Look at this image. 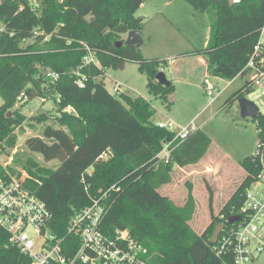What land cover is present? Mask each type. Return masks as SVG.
<instances>
[{
  "label": "trees",
  "instance_id": "obj_1",
  "mask_svg": "<svg viewBox=\"0 0 264 264\" xmlns=\"http://www.w3.org/2000/svg\"><path fill=\"white\" fill-rule=\"evenodd\" d=\"M144 1L0 0V156H10L20 139L17 128L27 121L15 108L18 97L24 93L27 101L51 98L61 111L57 125H47L43 136H30L25 144L47 161L59 160V165L52 169L31 159L28 175H18L51 211L49 228L73 264L86 263L75 259L81 240L69 232L70 221L106 191L104 227L110 233L128 230L147 247L151 264H231L230 255L218 253L219 240L213 243L212 233L219 222L226 223L224 232L233 226L227 219L242 213L245 191L260 170L257 156L241 162L246 177L219 215L213 214L210 227L198 234L189 224L195 211L192 195L178 206L159 189L172 181L174 165L199 163L213 143L211 137L197 127L185 139L174 142L168 161L162 159L159 153L174 138V132L153 121L156 109L150 101L127 89L117 97L105 82L107 68L135 61L147 74L148 88L155 96L167 100L175 92L172 80L166 86L156 79L169 65L167 59H149L133 45L116 44L129 31L142 30L143 20L136 13ZM188 1L210 18L207 45L189 54L203 56L214 76L233 80L239 74L248 75L245 68L264 26V0H239L233 5L229 0ZM27 40L33 42L24 45ZM85 45L96 53L100 66L84 64ZM81 74L88 77L84 87L77 83ZM253 89L248 79L227 102L246 97ZM68 106L75 113L65 110ZM47 118L40 115L33 120ZM255 120L261 148L264 113L260 111ZM30 126L35 127L33 123ZM13 175H17L14 166L0 160V179ZM113 186L116 188L111 189ZM189 187L192 191L193 185ZM212 200L211 195V204ZM0 264H31L28 255L9 243V232L1 225Z\"/></svg>",
  "mask_w": 264,
  "mask_h": 264
},
{
  "label": "rangeland",
  "instance_id": "obj_2",
  "mask_svg": "<svg viewBox=\"0 0 264 264\" xmlns=\"http://www.w3.org/2000/svg\"><path fill=\"white\" fill-rule=\"evenodd\" d=\"M39 1L32 0L34 3ZM156 12L160 15L156 16ZM136 16L138 19L147 16L142 19V34L146 38L142 53L149 59L165 58L169 61V65L162 69L175 84L176 98L173 101L168 98L163 100L150 92L148 76L135 61L125 62L124 68H107L105 82L117 97L115 83L120 84L122 90L127 89L132 95L150 101L156 109L153 121L171 120L176 127L193 123L211 137L213 143L205 157L194 165L182 168L174 165L171 170L172 181L159 189L178 206L184 205L192 195L195 211L189 224L195 232L202 234L210 227L213 214L219 215L220 208L246 177L247 172L241 162L258 151V121L242 117L239 99L227 102L244 86L249 76L239 74L233 80L214 76L203 56L189 54L207 45L210 18L206 11L194 8L188 0H145ZM32 42L27 40L24 45ZM206 77L223 89L212 103L204 88ZM246 97L254 101L264 113V89L254 87L253 92ZM2 104L0 97V106ZM15 108L27 116V121L17 128V132L21 133L17 146L10 156H0V160L11 162L17 174L28 175L31 159L42 166L56 169L59 160H45L40 152L30 150L25 141L30 136H43L47 125H57L60 107L51 98L36 97L18 102ZM65 110L68 111V107ZM69 111L75 113L74 109ZM40 115L47 116V120H33V117ZM30 123L35 127H31ZM189 184L193 185L192 191ZM28 232L33 234L31 229Z\"/></svg>",
  "mask_w": 264,
  "mask_h": 264
},
{
  "label": "built area",
  "instance_id": "obj_3",
  "mask_svg": "<svg viewBox=\"0 0 264 264\" xmlns=\"http://www.w3.org/2000/svg\"><path fill=\"white\" fill-rule=\"evenodd\" d=\"M86 47L83 62L86 65L100 66L96 53ZM264 26L259 43L246 71L252 86L264 89ZM55 77L56 73H52ZM87 75L81 74L77 79L79 86L84 87ZM204 88L210 102H214L222 93V87L209 77L204 80ZM121 85L115 83L114 92L120 94ZM23 93L18 97L20 102L27 101ZM68 109H73L68 106ZM160 127L174 132V138L165 143L159 156L168 161L172 145L178 139H185L197 127L191 123L186 126H175L171 120L156 121ZM257 156L260 170L245 191L241 221L221 232L218 238V253L230 255L231 264H264V142L258 148ZM11 162H5L6 165ZM113 186L111 189H115ZM109 191L102 193L93 203L77 212L70 221L69 232L77 234L81 246L75 259L86 264H151V255L147 247L131 236L128 230L117 229L113 233L104 227V217L108 209ZM52 213L46 203L32 193L23 184L22 179L13 175L10 179H0V225L9 232V243L17 245L23 253L31 258V264H73V258H67L61 240L53 233L49 224ZM224 215H222L223 217ZM33 234H29V230ZM224 229V228H223Z\"/></svg>",
  "mask_w": 264,
  "mask_h": 264
},
{
  "label": "water",
  "instance_id": "obj_4",
  "mask_svg": "<svg viewBox=\"0 0 264 264\" xmlns=\"http://www.w3.org/2000/svg\"><path fill=\"white\" fill-rule=\"evenodd\" d=\"M213 2H217L218 0H211ZM239 0H229V3L231 5H233L234 3L238 2ZM142 19V18H140ZM145 40L143 38V34H142V30L141 29H135V30H131L129 31L124 39L118 40L117 41V46H121V45H133L135 46L139 51H142V46L144 45ZM125 64L124 63H120L119 67L124 68ZM156 79L158 80V82L162 85H169L170 84V79L167 77L166 73L161 70L160 72L157 73L156 75ZM167 98L170 101L175 100L176 98V94L175 93H171L167 96ZM240 101V108H241V115L244 118H257L259 113H260V108L258 107V105L248 99L247 97H242L239 99ZM12 113L10 112L9 115H11ZM242 216L241 215H232L227 219L228 223H234L237 221H241ZM226 223L225 222H219L216 224L215 226V230L212 236L211 241L213 243H217L219 235L221 234L223 228L225 227Z\"/></svg>",
  "mask_w": 264,
  "mask_h": 264
},
{
  "label": "crops",
  "instance_id": "obj_5",
  "mask_svg": "<svg viewBox=\"0 0 264 264\" xmlns=\"http://www.w3.org/2000/svg\"><path fill=\"white\" fill-rule=\"evenodd\" d=\"M155 15L158 16V15H160V14H159V12H156ZM145 18H147V16L142 17V19H145ZM143 22H144V20H143ZM143 38H144V40L146 41V38H145L144 34H143ZM180 168H182V167H180ZM18 176H19V175H18ZM223 205H224V204H223ZM220 210H221V208H220Z\"/></svg>",
  "mask_w": 264,
  "mask_h": 264
}]
</instances>
